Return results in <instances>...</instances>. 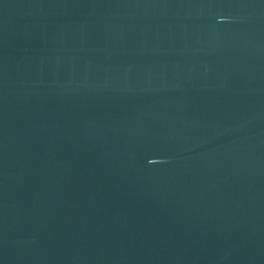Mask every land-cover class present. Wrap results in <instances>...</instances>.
I'll return each mask as SVG.
<instances>
[{"label": "water", "instance_id": "obj_1", "mask_svg": "<svg viewBox=\"0 0 264 264\" xmlns=\"http://www.w3.org/2000/svg\"><path fill=\"white\" fill-rule=\"evenodd\" d=\"M0 264H264V0H0Z\"/></svg>", "mask_w": 264, "mask_h": 264}]
</instances>
